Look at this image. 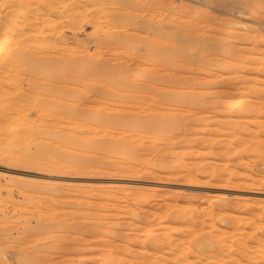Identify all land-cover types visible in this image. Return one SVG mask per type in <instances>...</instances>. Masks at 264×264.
<instances>
[{
    "label": "rangeland",
    "instance_id": "obj_1",
    "mask_svg": "<svg viewBox=\"0 0 264 264\" xmlns=\"http://www.w3.org/2000/svg\"><path fill=\"white\" fill-rule=\"evenodd\" d=\"M7 3L0 17L12 19L21 50L1 53L18 56L19 72H0V110L24 103L36 119L64 100L92 128L75 133V155L58 137H15L0 121V264H264V0ZM141 66L147 91L128 84ZM239 92L243 103L221 112ZM116 107L126 122L138 109L169 115L176 124L158 144L173 160L145 169L146 150L130 139L136 126ZM103 125L116 132L89 146Z\"/></svg>",
    "mask_w": 264,
    "mask_h": 264
},
{
    "label": "bare ground",
    "instance_id": "obj_2",
    "mask_svg": "<svg viewBox=\"0 0 264 264\" xmlns=\"http://www.w3.org/2000/svg\"><path fill=\"white\" fill-rule=\"evenodd\" d=\"M5 1V0H4ZM44 1V0H43ZM3 2V1H2ZM10 2H11V0H10ZM25 2V1H24ZM31 2V1H30ZM41 2V1H40ZM4 3V2H3ZM6 3H7V0H6ZM32 3V2H31ZM2 4V3H1ZM8 4V3H7ZM21 4H23V2L21 3ZM4 5V4H3ZM20 5V4H19ZM32 4H30V6H31ZM53 5V4H52ZM0 6H2V5H0ZM5 6H6V4H5ZM16 6H17V4H16ZM24 6H25V4H24ZM30 6H29V4H28V2H27V5L25 6V7H20V9H23V11H24V13L26 14H28L29 12L31 13V8H30ZM100 6V5H99ZM51 7V6H50ZM98 7V6H97ZM8 8V7H7ZM9 8H11L10 7V5H9ZM19 9V8H18ZM20 9H19V12H21L20 11ZM6 10V9H5ZM34 13V12H33ZM42 13V12H41ZM45 13H46V11H45ZM26 14V15H27ZM1 15H2V13H1ZM24 15V14H23ZM33 14H31V18L33 17L32 16ZM35 16H36V20H37V15L35 14ZM34 16V17H35ZM42 16V15H41ZM44 16V15H43ZM46 16V15H45ZM12 18V17H11ZM42 19H43V17H42ZM50 20H51V18H50ZM42 21V20H41ZM46 21V19L43 21V22H41L42 24L44 23ZM56 21V20H55ZM12 23V19H10L9 20V22H6V23H4V18H3V20H2V18L0 17V57H1V53H2V51H4V49H5V47L8 45V44H10L9 46H11V56H13V54L14 55H16L17 53H18V51H20L21 50V46H20V43H21V39H20V35L16 32L15 34H12L13 32H12V30H10V29H12V27L10 26L11 25V23ZM25 22V21H24ZM28 22V23H27ZM25 23H27L28 24V27H34V25L35 24H37V22H33L32 20H30V17H28L27 18V20H26V22ZM25 23H24V26H25ZM17 24H18V22H17ZM38 25V24H37ZM18 26V25H17ZM36 26V25H35ZM43 26V25H42ZM11 27V28H10ZM14 27V26H13ZM27 27V28H28ZM38 27V26H37ZM10 28V29H9ZM24 28V27H23ZM15 29H13V31H14ZM20 30H22V25H21V28H18V31L20 32ZM27 30V29H26ZM25 30V31H26ZM16 31V30H15ZM38 31V30H37ZM41 31V30H40ZM40 31H39V34H40ZM48 31V30H47ZM23 32V31H22ZM24 33V32H23ZM27 34V33H26ZM21 36H22V34H21ZM23 39V38H22ZM121 40V39H120ZM138 43V42H137ZM119 44V43H118ZM122 46H123V44H121ZM135 45H136V43H135ZM126 47V46H125ZM22 48H23V45H22ZM20 49V50H19ZM24 49V48H23ZM206 50H208L207 48H206ZM182 51V52H181ZM184 51H186V50H184V48H182V50H180V54H181V56H185V54L183 55V52ZM195 51V50H194ZM197 51V50H196ZM202 51V50H201ZM188 52H190L189 50H188ZM204 52V51H203ZM202 52V55L203 56H197V58H196V60H197V62H198V60L199 61H201V60H206L207 58H208V56L207 57H205L206 59H204V55H205V53H207L206 51H205V53H203ZM191 53V55L190 56H193V54H192V52H190ZM208 53H210L209 52V50H208ZM20 54V53H19ZM178 54H179V52H178ZM179 54V55H180ZM201 54V53H200ZM189 54L188 53H186V56H187V58H189V56H188ZM11 56H6V57H2V58H0V72H3V74H4V72H6V74L7 73H10L9 71L11 70L12 71V69L14 70V68H17V70H16V72H14V73H17V71L19 72V70H18V66H19V60H17L18 59V56H17V59H16V57H15V59H8V58H10ZM180 58H182V57H180ZM191 58V57H190ZM20 59V58H19ZM47 59V58H46ZM184 59V58H183ZM186 59V58H185ZM192 59V58H191ZM195 59V58H194ZM187 60V59H186ZM189 60V59H188ZM209 60V59H208ZM47 61V60H46ZM193 61V60H192ZM202 62V61H201ZM101 63V62H100ZM98 64H99V62H98ZM122 65V64H121ZM187 65V64H186ZM99 67H100V71L103 73L104 71H107V68L106 67H103V65H99ZM99 67H97V71H98V68ZM20 69V68H19ZM111 69H112V67H111ZM7 70H9V71H7ZM157 70V69H156ZM109 71V73L110 74H112L111 72H110V70H108ZM108 71H107V74H108ZM116 71H117V69H116ZM99 72V71H98ZM106 73V72H105ZM146 73H147V67H145V66H141V67H139V68H137V69H135L134 71H133V74H134V78L135 79H131V81H127L128 79H130L131 77H129L128 76V78L125 76H123V78H121L122 80L124 79V81H127L128 82V84H132V85H135V83L137 84L138 82H139V80L140 79H138V78H142V77H144L145 75H146ZM157 74V73H156ZM99 75H100V73H99ZM125 75V74H124ZM10 76H12V75H10ZM103 76H105V75H103ZM1 77V76H0ZM8 77H9V74H8ZM2 79V78H1ZM0 79V80H1ZM178 79V78H177ZM176 79V80H177ZM10 80V79H9ZM8 80V81H9ZM122 82V81H121ZM171 82L173 83V81L171 80ZM177 82H178V80H177ZM9 83V82H8ZM140 83V82H139ZM142 83V82H141ZM52 84V83H51ZM175 84V83H174ZM49 85V84H48ZM132 85H131V87H132ZM149 85V84H148ZM148 85H147V83L145 84V83H143V84H137V86L135 85V89L136 88H138L139 90H148V89H150V87H148ZM3 86V85H2ZM15 87V86H14ZM16 87H18V86H16ZM20 87V86H19ZM50 87V86H49ZM48 87V88H49ZM1 88V87H0ZM5 90H6V88L5 87H3ZM51 88H52V86H51ZM16 89V88H15ZM19 89V88H18ZM20 89H21V87H20ZM46 89V88H45ZM7 91V90H6ZM26 91V90H25ZM3 91H1L0 90V95H3L4 96V94H1ZM63 92V91H62ZM63 95H66L65 93H63ZM40 96V95H39ZM170 96V95H169ZM217 96H219L218 94H217ZM32 97V96H31ZM55 97V96H54ZM117 97V96H116ZM221 97V96H220ZM53 98V97H52ZM52 98H51V100H52ZM63 98H65V97H63ZM165 98H166V96H165ZM4 99V98H3ZM60 99H61V96H60ZM125 99V98H124ZM220 99V98H219ZM1 100L2 99H0V102H1ZM50 100V101H51ZM55 100H57V99H55ZM54 100V101H55ZM14 101V100H13ZM63 101L64 100H59L58 102L56 101V103H53V105H47V104H45V105H43V103H42V107H40V108H38L37 109V107H36V109H37V115L35 116L36 117V119H32V117H30L29 116V114H27L26 112V110H23V107H24V103H22V108L20 109V106H19V104H18V106H19V109H17V106H16V108L15 107H13V108H15V109H12V108H7V103H5V105H6V108L5 109H1L0 110V121H2V122H5V123H7V124H9V133L11 134L12 133V135L14 134V136H15V133H16V135L18 134L19 136L21 135L22 136V134L26 137L27 135L28 136H32V135H35L36 137V139H39V140H41V141H48V140H50V139H52V140H54L53 138H57V139H59L60 141L59 142H61V143H63V144H69V145H74L75 147V151H76V149H80L79 147H80V145H79V143H78V137H77V135L75 136V133H77V132H81V130H83L84 128H92L91 127V124H89L85 119H79V118H82V115H81V117H78V116H80V114L81 113H78V111H76V114L75 113H73L72 111H71V109H69L68 107H67V105H66V102L65 103H63ZM166 101V100H165ZM243 101H244V95H243V93H241V92H239V93H235V94H232V95H229L228 97H226L225 98V103L222 105V107H224L225 108V110H224V108L222 109V111L221 112H226V111H228V109L229 108H235V107H238V106H240L242 103H243ZM17 102H19V101H17ZM25 102H26V100H25ZM48 103V102H47ZM117 103V102H116ZM3 104H4V100H3V103H2V107H3ZM24 104V105H23ZM39 105V104H38ZM149 106V105H148ZM24 108H26V107H24ZM120 109V108H119ZM28 110V109H27ZM117 110V107H116V109H115V111ZM133 110V109H132ZM136 110V109H135ZM143 110V109H142ZM142 110L139 112V109L136 111V114H133L134 116L133 117H135V118H131L132 116H130V119L128 120V118H127V122H126V119L124 118V116H123V118H122V115H121V117H119L118 115H120L121 113H120V111H119V113H118V110H117V112H116V114H117V118H120V120L121 119H123V120H125V122L126 123H129V124H131L132 126V128H133V124L136 126L135 128H136V130H135V136L133 137V138H130V139H133L134 140V142L136 143V145H138L137 146V148H138V150H143L144 151V149L146 150L145 152H143V156L142 155H140V158H149L147 161H146V167H145V169H147L148 171H151V169L152 168H155V167H158V168H163L164 166H166L169 162H171L172 160H173V158H171V156L170 155H167V156H164L163 155V153H162V151H165L166 150V148L167 147H170L169 145H162V146H160V144H158L159 142H160V140H162L163 139V134H167V132H166V130H168V129H170L172 126V124H173V126H174V124H176L175 122L174 123H172L173 121L169 118L170 116L168 115H161L160 116V118L158 117V115L157 114H155V112L153 113L152 112V114L150 115H143V114H141V112H142ZM151 110V109H150ZM152 110H153V108H152ZM26 111V112H25ZM81 111V110H80ZM154 111V110H153ZM99 112V111H98ZM135 112V111H134ZM140 114H139V113ZM150 112V111H149ZM99 113H102V111L101 112H99ZM107 113V112H106ZM130 113V112H129ZM78 114V115H77ZM85 114H86V112H85ZM85 114H84V116H85ZM104 114V116H103V118L105 117V113H103ZM113 114H115V113H113ZM126 117H128L125 113H123ZM154 114H155V116H154ZM83 116V118H85ZM87 116H88V114H87ZM99 116V115H98ZM98 116H97V118H98ZM115 116V115H114ZM162 116H164L163 118H162ZM89 117V116H88ZM116 117V116H115ZM158 117V118H157ZM96 118V119H97ZM103 118H102V116L100 117V119L103 121ZM106 118H107V115H106ZM166 118H169L170 120H171V122H170V120L169 119H166ZM90 119V118H89ZM108 119H109V116H108ZM115 119V118H114ZM98 120H99V118H98ZM113 120V119H112ZM169 120V121H168ZM96 121V120H95ZM94 121V122H95ZM101 121V124L103 123ZM107 121V120H106ZM1 122V123H2ZM100 122V121H99ZM124 122V123H125ZM169 124H168V123ZM0 123V124H1ZM15 123H17V126H18V124L21 126V127H19V129H17L16 128V124ZM104 123H106V122H104ZM107 123H109V122H107ZM171 123V124H170ZM98 124V123H97ZM95 125H96V123H95ZM108 125V124H107ZM113 125H114V123H113ZM6 126V125H5ZM8 126V125H7ZM130 127V126H129ZM117 128V127H116ZM120 128V127H119ZM126 128V127H125ZM131 128V129H132ZM134 128V129H135ZM0 129H1V126H0ZM93 129H95V131H97V132H100V134H102V138L100 137V138H96V137H90L91 135H89V137H87L85 140V142L89 145V142L90 143H93V145H91V146H94L95 148H97V149H99V148H101V145H102V143L104 142V140H103V142H102V139H103V135H105V137L106 136H108L109 134L110 135H112V133L115 131L114 129H110V127H108V126H99V127H93ZM122 129H123V126H122ZM173 129V128H172ZM171 130V129H170ZM94 131V132H95ZM93 132V131H92ZM116 132V131H115ZM86 133V132H85ZM84 133V134H85ZM119 133V132H118ZM121 133L123 134V135H125L126 136V134L128 133V129H125V130H121ZM126 133V134H125ZM129 133L131 134V131H129ZM129 133H128V135H129ZM172 133V132H171ZM17 135V136H18ZM169 135H170V133H169ZM13 136V137H14ZM27 136V139H29L30 137H28ZM4 137V136H3ZM13 137H12V139H13ZM16 137V136H15ZM130 137V136H129ZM165 137H166V135H165ZM167 137H169L168 136V134H167ZM1 138V137H0ZM82 138V137H81ZM171 138V137H170ZM170 138H169V140H170ZM96 139V140H95ZM168 139V138H167ZM15 141V140H14ZM92 141V142H91ZM51 142V141H50ZM54 142H56V140H54L53 141V144L55 145V143ZM119 142V141H118ZM174 142V141H173ZM14 143V142H13ZM42 143L43 142H41V144H40V142H38V144H40L41 146H42ZM57 143H58V141H57ZM104 143H106V142H104ZM111 143V142H110ZM167 143V142H166ZM19 144V143H18ZM37 144V145H38ZM63 144H62V146H63ZM170 144V143H169ZM45 145V144H44ZM57 145V144H56ZM68 145V146H69ZM171 145V144H170ZM173 145V144H172ZM41 146H40V148H41ZM59 146H60V143H59ZM65 146V145H64ZM90 146V145H89ZM45 147H46V145H45ZM45 147H43L44 148V150H45ZM70 147V146H69ZM99 147V148H98ZM108 147V146H107ZM171 147H173V146H171ZM65 148V147H64ZM63 148V149H64ZM86 148V147H85ZM116 148H118V149H121L122 147H119V144H118V146L116 147ZM164 148H165V150H164ZM49 149V148H48ZM68 149V148H67ZM114 149H115V147L113 148V151H114ZM58 150V149H57ZM62 150V149H61ZM65 150H66V148H65ZM122 150H123V148H122ZM121 150V151H122ZM154 150H155V152H154ZM157 150V151H156ZM71 151H72V149H71ZM37 152V151H36ZM45 152V151H44ZM53 152V151H52ZM58 152V151H57ZM56 152V153H57ZM61 152V151H60ZM69 152V151H68ZM126 152V151H125ZM125 152L123 151V152H121L120 154H121V156L124 158L126 155H125ZM142 152V151H141ZM31 153V152H30ZM54 153V152H53ZM71 153V152H70ZM83 153H84V151H83ZM118 153H119V151H118ZM123 153V154H122ZM49 154V153H48ZM66 154H67V152H66ZM72 154H73V152H72ZM77 154V151H76V153H75V155ZM133 154V153H132ZM156 156H155V155ZM33 155V154H32ZM35 155V154H34ZM52 156H53V154H51ZM74 155V154H73ZM96 155L98 156V154L96 153ZM131 155V154H130ZM44 156H47L48 157V155L46 154V155H44ZM56 156V155H55ZM82 156V155H81ZM139 156V155H138ZM57 157V156H56ZM70 157V156H69ZM74 157V156H73ZM176 157V156H175ZM41 158V157H40ZM54 158V157H53ZM58 158H60V156L58 157ZM130 158H131V156H130ZM156 158H158V159H156ZM86 159V158H85ZM108 159H109V157H108ZM127 159V158H126ZM59 160V159H58ZM69 160V159H68ZM74 160V159H73ZM80 160H81V158H80ZM99 160V159H98ZM56 161V160H55ZM110 161V160H109ZM126 161V160H125ZM144 161H145V159H144ZM1 163V162H0ZM73 163V162H72ZM79 163V162H78ZM82 163V162H81ZM177 163V162H176ZM62 164H63V162H62ZM62 164H61V166H62ZM69 164H70V162H69ZM80 164V163H79ZM2 165V164H1ZM64 165V164H63ZM67 165V164H66ZM8 166V165H7ZM68 166V165H67ZM70 166V165H69ZM73 166V165H72ZM83 166V165H82ZM161 166V167H160ZM54 167H55V164H54ZM172 167V166H171ZM56 168V167H55ZM59 168V167H58ZM57 168V169H58ZM98 168V167H97ZM138 169H139V167H137ZM157 168V169H158ZM170 169V168H169ZM84 170V169H83ZM141 170V169H140ZM142 170L144 171V168H142ZM36 171V170H35ZM92 171H93V169H92ZM134 172H135V170H133ZM27 172V171H26ZM158 172V171H157ZM156 172V173H157ZM172 173L171 174H173V173H177V172H179V171H171ZM4 173V172H3ZM132 173V172H131ZM162 173V172H161ZM187 173V172H186ZM170 174V175H171ZM189 174L191 175V173L189 172ZM195 174V173H194ZM13 175V174H12ZM67 175V174H66ZM132 175V174H131ZM166 175V174H165ZM88 176V175H87ZM108 176V175H107ZM137 176V175H136ZM169 176V175H168ZM187 176H188V174H187ZM27 177V176H26ZM99 177V176H98ZM125 177V176H124ZM135 178V177H134ZM186 180V179H185ZM103 183V182H102ZM109 183V182H108ZM90 184V183H89ZM117 184V183H116ZM172 187V186H171ZM124 192V191H123ZM102 193V192H101ZM125 195H126V193H125ZM129 197V196H128ZM122 198V197H121ZM131 200H133V199H131ZM105 201V200H104ZM90 203V202H89ZM165 213V212H164ZM225 213V212H224ZM120 214V213H119ZM161 218V217H160ZM252 218V217H251ZM206 228V227H205ZM236 229V228H235ZM239 230V229H238ZM232 232V231H231ZM194 234V233H193ZM223 234V233H222ZM234 236V235H233ZM237 236V235H236ZM243 236V235H242ZM244 237H245V235H244ZM218 238V237H217ZM256 238V237H255ZM239 239V238H238ZM257 239V238H256ZM259 239H261V237H259ZM258 240V239H257ZM245 241H246V239H245ZM261 242H262V240H261ZM264 243V242H263Z\"/></svg>",
    "mask_w": 264,
    "mask_h": 264
}]
</instances>
